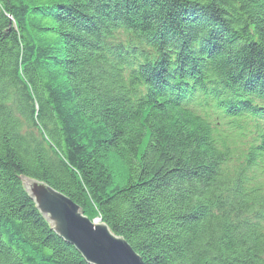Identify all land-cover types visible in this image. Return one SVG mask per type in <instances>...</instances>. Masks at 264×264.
Here are the masks:
<instances>
[{"label":"trees","instance_id":"1","mask_svg":"<svg viewBox=\"0 0 264 264\" xmlns=\"http://www.w3.org/2000/svg\"><path fill=\"white\" fill-rule=\"evenodd\" d=\"M88 1L91 7L86 0H0V264H85L33 214L20 177L46 183L84 213L95 210L144 264H264V226L255 217H264V185L243 179L231 186L241 196L224 209L203 129L157 91L146 100L150 109L128 102L125 72L123 92L101 74L96 50L107 24L114 19L137 37L166 38L172 25L165 34L150 31L163 0ZM168 1L183 5L181 23L213 27L216 20L219 31H236L238 41L224 43L235 66L217 62L218 74L242 67L241 78L246 67H264V39L256 46L246 34L264 37V0ZM247 158L241 154L238 167ZM261 163L252 167L264 169ZM241 216L251 231L238 226Z\"/></svg>","mask_w":264,"mask_h":264},{"label":"bare ground","instance_id":"2","mask_svg":"<svg viewBox=\"0 0 264 264\" xmlns=\"http://www.w3.org/2000/svg\"><path fill=\"white\" fill-rule=\"evenodd\" d=\"M86 1L90 5L89 1ZM179 1L193 7L192 1L195 0ZM179 6L183 5L163 0L157 10L161 11L160 19L165 23L162 24L159 18L151 17L155 23L150 31L156 27L162 34L168 31L166 38L137 37L136 32L132 30L133 36L126 43L127 39L114 37L107 42V47L102 44L98 46L104 48L111 55V59L130 65V71L125 72L132 78L128 82V93L133 98L128 97V102L132 99L136 103L144 102L143 105L150 109L146 100L148 101L150 94H153L152 90L157 91L162 101L175 106L185 115L187 122L203 129L201 131L203 141H211V151L216 157L217 166L213 180L218 187V199L220 202L225 201V209L227 203L230 202L233 206L239 200L237 197L241 196L240 188L235 195L231 193L230 187H239L243 179L253 176L256 169L252 167L253 163L256 161L264 163V67L262 65L253 69L251 66L246 67L245 70L248 71L241 78L235 77L241 73L242 67L228 72L227 75L220 72L218 74L214 67L217 62L222 61L235 66L231 58L224 54L226 50L224 43L238 41L236 31L233 29L230 33L219 31L216 20L213 27L210 25L198 27L197 23H192L194 19H185L181 23L180 17L184 11ZM176 8L180 12H174ZM195 10L201 14L199 9ZM167 25L172 26L166 30ZM107 26V29H111L127 25L119 24V21L113 19ZM246 34L256 46L264 39L263 36L258 37L253 29H248ZM188 36L189 40L186 39ZM250 45L251 42L245 43L248 50ZM253 53L262 54L260 51ZM245 57L247 61L251 58L249 53ZM249 72L254 74L250 75ZM254 78H260V81L253 82ZM140 91L141 94L136 97ZM141 95V99L138 100ZM241 152L248 154V158L242 161L239 167L233 168L231 161L235 158L237 160ZM223 168L226 171H231L232 168V174L218 171ZM180 191L183 192L184 188L182 187ZM251 203L252 199L245 201L243 205ZM211 212L214 216L218 214L214 210ZM237 215L238 212L235 218ZM229 218L231 219V216ZM240 220L242 222H237L238 226L241 225L251 231V222L244 220L242 216ZM93 221L100 222L99 219ZM258 234L264 235L259 232ZM260 257L264 262V255L261 254Z\"/></svg>","mask_w":264,"mask_h":264},{"label":"water","instance_id":"3","mask_svg":"<svg viewBox=\"0 0 264 264\" xmlns=\"http://www.w3.org/2000/svg\"><path fill=\"white\" fill-rule=\"evenodd\" d=\"M19 180L49 229L71 243L88 264H143L124 239L104 224H92L67 197L35 180Z\"/></svg>","mask_w":264,"mask_h":264},{"label":"rangeland","instance_id":"4","mask_svg":"<svg viewBox=\"0 0 264 264\" xmlns=\"http://www.w3.org/2000/svg\"><path fill=\"white\" fill-rule=\"evenodd\" d=\"M98 10L99 11H101L102 10V7H99L98 8ZM100 25H102V24H100ZM104 29V27L103 26H100V27H98V30H103ZM246 30H248V28H246ZM132 31V30H131ZM131 31H129V30H127V29H125L124 27H115V28H111V29H106V31L103 33V34H101V35H99V44H102V45H104V46H106V44H107V42L108 41H110V40H112L114 37L116 38V39H127V40H125V43L133 36V33L131 32ZM97 41H98V38H97ZM107 47V46H106ZM96 52H97V58L99 59V62H100V68H103V71L104 72H101V74H102V76L104 77V79L105 80H107L108 82L107 83H112V85H115L116 87H118L120 90H122V85H121V82H122V75H123V72H125V71H130V69H131V67H130V65L129 64H127V63H120L119 61H114L113 59H111V55L104 49V48H97V50H96ZM131 79H128L127 80V83L130 81ZM123 84V83H122ZM124 87V86H123ZM124 89V92H125V87L123 88ZM122 92H123V90H122ZM135 93V92H134ZM126 94H127V97H131L132 98V96L128 93V92H126ZM134 95V94H133ZM41 146V145H40ZM43 146V147H42ZM42 148H44V142H43V144H42ZM207 147L209 148V149H211V147H212V143H211V141H209V142H207ZM49 159V158H48ZM50 160V159H49ZM30 179H32V180H35V181H37V182H42V181H40V180H38V179H35V178H30ZM19 180V179H18ZM20 181V180H19ZM242 182V181H241ZM21 184V183H20ZM43 184H45L47 187H49V188H51V189H53L52 187H50L49 185H47L46 183H43ZM21 187H22V185H21ZM23 189V188H22ZM53 190H55V189H53ZM24 191V190H23ZM56 191V190H55ZM58 194H60V195H62V196H65V195H63L62 193H60L59 191H56ZM24 193L26 194V192L24 191ZM26 196L28 197V195L26 194ZM66 197V196H65ZM13 197H11V198H4V200H6V199H12ZM68 198V197H67ZM28 199L30 200V203L32 204V207H33V214L35 213V215L36 216H38L42 221H43V223L44 224H46L47 225V229H48V231H49V233L50 234H52V235H54V236H57L51 229H49V227H48V224H47V222L44 220V218L39 214V212L37 211V209H36V207H35V204H34V202L32 201V199H30L29 197H28ZM69 199V198H68ZM70 200V199H69ZM71 201V200H70ZM72 203H73V201H71ZM74 205H76L75 203H73ZM77 206V205H76ZM79 207V206H78ZM79 210H80V212H81V214H82V216L83 217H85V218H87V220H89L92 224H95L96 222H94L93 220L94 219H99V217L97 216V217H95V214H94V216H92L93 215V213H95L96 211L95 210H90V211H86L85 213L81 210V208L79 207ZM32 214V212H31V208L30 209H28L27 211H25V216H32L33 215ZM89 217L91 218V217H95V218H92V219H89ZM99 221H100V219H99ZM101 223V221L99 222V223H97V224H100ZM101 224H104V223H101ZM105 225V224H104ZM108 228V227H107ZM109 229V228H108ZM109 231L112 233V234H114L110 229H109ZM42 235V237L44 238V239H46L47 237H48V234H41ZM115 235V234H114ZM116 236V235H115ZM58 237V236H57ZM116 237H118V236H116ZM59 238V237H58ZM60 239V241H64V240H62L61 238H59ZM58 239V240H59ZM65 242V241H64ZM67 243H69V242H67ZM70 245H72L71 243H69ZM129 245V244H128ZM73 246V245H72ZM129 247L131 248V250L136 254V255H138L133 249H132V247L129 245ZM73 248L78 252V250L73 246ZM139 256V255H138ZM81 258L83 259V261H84V263L85 264H88L85 260H84V258L81 256ZM139 258H140V256H139Z\"/></svg>","mask_w":264,"mask_h":264}]
</instances>
